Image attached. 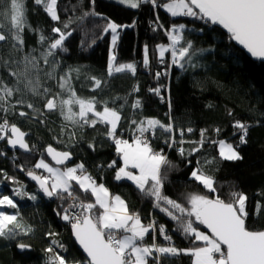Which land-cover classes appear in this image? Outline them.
Here are the masks:
<instances>
[{"label": "trees", "instance_id": "obj_1", "mask_svg": "<svg viewBox=\"0 0 264 264\" xmlns=\"http://www.w3.org/2000/svg\"><path fill=\"white\" fill-rule=\"evenodd\" d=\"M25 3L28 26L22 33L25 45L23 52L17 54V60L30 52L39 58L41 52L47 48V43L42 45L39 42L40 35L55 38L56 34L51 32V27L63 28L61 22L52 21L32 0H25ZM2 11L3 9H0V12ZM92 11L100 15L80 19L84 12ZM58 13L62 22H74L65 29L72 32L64 42L67 51L55 50V60L60 65L56 71L57 76L63 75L69 68H79V73H72V86L80 97L95 96L98 101H107L109 107L120 111L122 119L118 131L123 139L132 141L136 128L131 123L132 120L155 118L168 124L171 118L174 132L169 134L156 129L157 134L150 139L151 146L156 151L163 150V154L171 161V166L162 168L166 176L162 189L164 195L187 208L190 207L187 202L189 194L207 195L210 198L219 195L227 200L230 190H240L249 197L250 212L254 209L256 201L264 204V196L259 195L264 192V62L253 60L238 49L221 26L194 17H171L162 8L154 9L147 3L138 9H131L111 0H95V3H92V0H59ZM107 20L122 25L135 21V27L119 30L120 39L115 49L111 47L110 33L102 31ZM178 23L186 27L182 30L185 39L191 40L195 49L204 50L192 58L196 67L190 64H185L184 69L175 65L169 67L171 62L168 51L165 52L164 62L160 61L157 46H167L166 33L173 24ZM0 25L3 26L0 30L7 34L10 25L3 15H0ZM191 25L200 26V30L189 29ZM12 43L14 41L1 42L0 53H6ZM181 44H184V41H181ZM145 45L149 49L147 67L143 63ZM33 49L36 51L33 52ZM111 49L118 63H135V75L128 71L114 73L112 76L107 74ZM40 65L45 69L48 67L42 60ZM15 67L16 65H12L13 69ZM8 71V68L0 65V77H3L6 83L14 80L7 75ZM156 72H167L168 75L162 74L157 79ZM93 76L101 80L99 88H96L94 81L90 79ZM41 79H46L43 73ZM56 83L55 80H47L46 86H53L55 91L58 90L55 88ZM160 85L165 86L161 88L163 100L161 96L149 92V88ZM137 87L139 91H134ZM22 98L26 102L36 104L44 115L37 116L32 109L24 105H17L15 114L8 115L11 122L27 133L26 141L32 150L30 154L11 152L6 147V141H0V151L5 154L0 156V195H8L15 200L23 222L30 225L33 231L27 236L17 237V240L0 238V264H46L47 253L44 250L53 239L58 240L67 249L64 251L56 248L67 259L79 261L80 264L85 261L71 239L70 225L61 219L67 200L62 201L57 197L49 199L25 179L29 170L42 175V170L36 169L35 164L40 159L48 161L44 154L48 145L59 151L71 152L70 164L83 163L87 172L96 178L98 183H103L110 193L120 195L131 212L139 213L143 223L151 216L156 218L159 224L165 226L176 246H194L191 238L176 230V221L153 206V198L141 193L131 181L115 179V170L109 168L108 164L116 160L118 165H122V161L112 140L104 134L106 125L97 124L95 128L73 126L65 122L57 112H47L43 109L42 102L31 93L23 95ZM15 99L16 97L13 102ZM137 99L142 106L134 109L132 104ZM97 107L102 110L103 104H98ZM21 110L28 112L29 117H20L18 112ZM229 112L232 115H229ZM41 120L44 122L41 123ZM236 120L251 125L247 144H239V132L233 127ZM189 127L193 131L187 134L186 129ZM180 129L185 130L183 137L180 135ZM216 129L220 130L219 133ZM201 130H206L202 147L193 143L200 141ZM73 132L75 136H72ZM170 136L174 137L175 143L169 148ZM220 140L238 147L243 159H221L218 144L212 143ZM89 144L94 145V150ZM194 147H199L200 150L192 152ZM181 148L184 149L183 155L180 154ZM197 168H201L214 179L216 193L209 192L191 177V172ZM4 173L18 183L5 179ZM18 184L23 185L27 193L35 194L36 199L14 196L11 186ZM80 195L82 198L85 196L83 193ZM249 223L256 228L264 226V215L250 216ZM194 226L206 231L198 222ZM48 232L57 235L49 237ZM17 241L29 244L31 250L18 253L15 247ZM146 242H151V236L146 237ZM157 242L164 244L160 238ZM171 264H192V258L181 255L171 258Z\"/></svg>", "mask_w": 264, "mask_h": 264}, {"label": "snow or ice", "instance_id": "obj_2", "mask_svg": "<svg viewBox=\"0 0 264 264\" xmlns=\"http://www.w3.org/2000/svg\"><path fill=\"white\" fill-rule=\"evenodd\" d=\"M32 2L42 8L52 21L61 22L63 28L51 27V32L56 34L55 38L40 35L39 42L42 45L47 43V48L41 52L39 58L30 52L23 54L17 60V54L23 52L25 45L22 33L28 26L26 3L25 0H0V9H3L0 15H3L10 25L7 34L0 30V42L14 41L6 53H0V65L8 68L7 75L14 78L13 81L6 83L4 78L0 77V113L3 114L0 115V121H2L0 122V141H6L7 145L13 149L19 147L25 152L32 150L25 140L27 133L8 119L9 114H15L17 105L32 109L37 116L44 115L36 104L26 102L22 98L27 93L38 98L42 102V108L47 112H57L65 122L73 126L95 128L97 124L106 125L104 134L112 140L116 153L122 161V165H118L116 160L108 164L109 168L115 170V179L117 181L127 179L141 193L153 198V206L176 221L178 225L176 230L191 238L194 245L189 248L178 247L172 242L173 238L163 224L158 225L155 220L147 224L142 223L140 214L131 212L120 195L110 193L103 183H98L97 179L87 172L83 163L73 167L65 166L61 170L40 159L35 164V168L43 169L49 175H37L32 170H29L27 175L37 182L45 196L71 201L68 207L63 209V214L57 213V215H61V219L70 225L72 235L86 253L84 264H166V262L171 264V258L181 255L190 256L192 264H264V226L256 228L249 223L250 216L264 215V204L259 200L256 201L254 209L250 212L249 197L240 190H230L227 200L219 195L210 198L207 195L189 194L187 202L190 207L187 208L164 195L162 189L166 176L162 168L166 165L171 166V161L163 154V150L156 151L151 146L146 133L155 136L156 129L169 134L173 133L174 126L171 118L168 124L155 118L132 120L131 123L136 126L132 141L123 139L118 131L122 119L120 111L109 107L107 101H98L95 96L80 97L72 86V73H79V68H69L60 76L56 74L60 65L55 60V50L67 51L64 42L72 35V32L65 29H68L69 24L74 21H61L58 13L59 0H32ZM92 3H95V0H92ZM119 3L131 9H138L147 3L154 9H165L172 17H194L219 25L252 57L264 59V0H168L166 3L161 0H119ZM99 15L94 11L84 12L80 19ZM2 27L0 25V28ZM129 27H135V21L132 24L122 25L107 20L102 31L111 34V46L115 49L120 39L119 30ZM184 28V24H173L171 30L166 33L171 44L157 46L161 63L164 62L165 52L170 48L172 59L169 67L175 65L184 69L185 64L197 66L192 58L204 50L195 49L192 41L185 39L182 35ZM181 41H184V44H181ZM32 51L35 52L36 49ZM143 51V63L147 67L149 65L147 45ZM41 60L48 66L47 69L41 67ZM12 65L16 67L13 69ZM125 71L135 75V63H118L115 53L110 52L107 74L112 76L114 73ZM41 73L45 80L41 79ZM162 74L168 75L167 72H156V78L159 79ZM90 79L94 81L96 88L101 86L100 79L95 76ZM47 80L57 81L55 88L58 90L54 91L53 86H46ZM162 87L165 86L149 88V92L161 96ZM134 91H139V88H135ZM18 93L21 95L17 96ZM14 97L16 99L13 102ZM163 99L164 97L161 96V100ZM168 103L171 110V102ZM98 104H103L102 110L98 109ZM141 106L138 99L132 104L134 109ZM18 115L29 117V113L22 110L18 112ZM229 115L232 113L229 112ZM233 127L239 132V144H247L251 125L236 120ZM184 131V129L179 130L181 137ZM186 131L192 132L193 129L189 127ZM215 131L219 133L220 130ZM205 132L206 130H201L200 141L193 143H198L202 147L205 142ZM72 136H75L74 132ZM169 139L175 143L174 137L170 136ZM165 142L168 143L167 140ZM212 143L218 144L221 159L225 161L243 159L238 147H234L231 143L224 140L212 141ZM89 147L94 150V145L89 144ZM199 150V147H194L192 152ZM46 152L57 165H66V162L72 158L71 152L59 151L51 145L47 146ZM180 154H184L183 148L180 149ZM0 155L3 153L0 152ZM208 163L211 162L208 161ZM4 177L12 179L13 183H18L6 173ZM191 177L209 192H217L214 179L205 174L201 168L193 170ZM22 187L14 190L16 196L28 195L22 191ZM80 193L85 194L84 198ZM259 195L264 196V192ZM28 198L35 200L36 196L31 195ZM0 209L17 210L18 205L12 197L0 195ZM197 222L208 232L194 226ZM32 231L31 226L23 222L18 210L14 212L0 210V238L17 240V237L27 236ZM47 235L53 237L57 234L48 232ZM148 236H151L150 243L146 242ZM158 236L167 243H158ZM15 247L25 251L30 248V245L17 241ZM56 248L67 251L63 244L53 239L44 250L50 254L46 264H80L79 261L67 259Z\"/></svg>", "mask_w": 264, "mask_h": 264}, {"label": "water", "instance_id": "obj_3", "mask_svg": "<svg viewBox=\"0 0 264 264\" xmlns=\"http://www.w3.org/2000/svg\"><path fill=\"white\" fill-rule=\"evenodd\" d=\"M209 23H210V22H209ZM210 24H211V23H210ZM232 41H233V40H232ZM233 42H234L235 45L238 47V49H240L242 52H244L248 57H250V58H252L253 60H256V61L264 62V59H259V58L252 57L251 54L248 53L247 50L243 48V46L237 44L235 41H233ZM0 43H1V42H0ZM26 137H27V135H26ZM26 137H25V140H26ZM6 147H7V149H8L9 151H11V152H19V153H22V154H30V153H31V151H30V152H25L23 149H20L19 147L13 149V148L10 147L9 145H7V143H6ZM44 154H45L47 160H48L50 163H52L53 165L57 166V167H62V166L69 165L70 162H71V160H69V161L66 162V165H57V164L55 163V161H53L52 158H51L50 156H48V154H47V152H46V149H45V151H44ZM36 174H37V173H36ZM37 175H39V174H37ZM25 179H26L28 182H30L33 186H35L36 189H37V190H38L43 196H45L44 193H43V191L39 188V185L37 184V182L34 181V180H32L31 177H29V176L27 175V173L25 174ZM45 197H47V196H45ZM47 198H49V199H53V197H47ZM205 229H206V228H205ZM206 231L208 232L207 229H206ZM70 236H71L72 241H73L74 244L76 245L77 249L81 252L82 256H83L84 259L86 260V253L83 252V249L81 248V246L79 245V243L75 240V237L72 235V233H71V227H70ZM16 250H17L18 253H23V252H25V251H30V250H31V247H30L28 250H25V251H21V250H19L18 248H16Z\"/></svg>", "mask_w": 264, "mask_h": 264}, {"label": "rangeland", "instance_id": "obj_4", "mask_svg": "<svg viewBox=\"0 0 264 264\" xmlns=\"http://www.w3.org/2000/svg\"><path fill=\"white\" fill-rule=\"evenodd\" d=\"M111 1H113V2H116V3H119V0H111ZM168 2V1H167ZM166 3V2H165ZM120 4V3H119ZM124 6H126V5H124ZM163 9V8H162ZM163 11L164 12H166L169 16H171L165 9H163ZM172 17V16H171ZM179 24H182V23H178V24H176V25H179ZM186 28V27H185ZM184 28V29H185ZM189 29H193V30H197V31H199L200 30V26H195V25H191V26H189L188 27ZM170 30H171V28H170ZM169 30V31H170ZM110 37H111V34H110ZM180 45H178V47H179ZM112 47V46H111ZM111 52H112V49H111ZM45 162H47V163H49L52 167H56V168H60L61 170L65 167V166H62V167H57V166H55V165H53L52 163H50V162H48V161H46L45 160ZM80 164V163H79ZM76 164H70V165H66V166H69V167H73V166H75ZM133 171V170H132ZM21 186H23V185H21V184H18V185H13V186H11V189H12V192H13V195L14 196H16L15 195V189H17V188H20ZM22 191L23 192H25V193H27L26 191H25V188H24V186L22 187ZM28 195L27 196H16V197H25V198H28V196H31V195H35V194H31V193H27ZM36 196V195H35ZM0 210H3V211H5L4 209H0ZM10 212H13V211H10ZM199 230H201V231H204V230H202V229H200L199 228ZM204 232H207V231H204ZM48 255H50V254H46V261H47V258H48ZM82 264H84V263H82Z\"/></svg>", "mask_w": 264, "mask_h": 264}, {"label": "built area", "instance_id": "obj_5", "mask_svg": "<svg viewBox=\"0 0 264 264\" xmlns=\"http://www.w3.org/2000/svg\"><path fill=\"white\" fill-rule=\"evenodd\" d=\"M170 44H171V41L168 39V44H167V46H169ZM168 53H169V59H170V62H171L172 57H171V49H170V48H169ZM166 76H167V75H166ZM2 115H3V114H2ZM0 122H2V121H0ZM186 133L188 134L189 132H186ZM146 135H148L149 140L154 138V136H152L150 133H146ZM173 144H174V143H172V140H170L169 145H168L169 148H170ZM0 152L3 153V155H0V156H5V154H4V152H3L2 150H1ZM89 174H90V173H89ZM42 175L47 176V175H49V174L43 171V172H42ZM69 203H71V201H70V200H67V202H66V204L64 205L63 209H64V208H67ZM152 220H155V221L157 222V219L151 216L149 219H147V220L144 222V224H147L148 222H150V221H152ZM157 224L159 225L158 222H157ZM158 238H160V240H162V242H163L164 244L167 243L166 241L163 240L162 237L158 236ZM158 238H157V239H158Z\"/></svg>", "mask_w": 264, "mask_h": 264}, {"label": "crops", "instance_id": "obj_6", "mask_svg": "<svg viewBox=\"0 0 264 264\" xmlns=\"http://www.w3.org/2000/svg\"><path fill=\"white\" fill-rule=\"evenodd\" d=\"M129 142H131V141H129ZM218 149H219V146H218ZM42 171H44L43 169H41ZM133 171H137V170H133ZM45 172V171H44ZM47 173V172H46ZM143 223V222H142Z\"/></svg>", "mask_w": 264, "mask_h": 264}]
</instances>
